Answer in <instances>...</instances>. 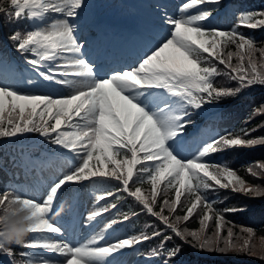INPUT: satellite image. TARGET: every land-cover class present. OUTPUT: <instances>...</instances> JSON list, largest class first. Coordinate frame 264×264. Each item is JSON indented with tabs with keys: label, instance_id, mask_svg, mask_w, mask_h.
<instances>
[{
	"label": "snow or ice",
	"instance_id": "1",
	"mask_svg": "<svg viewBox=\"0 0 264 264\" xmlns=\"http://www.w3.org/2000/svg\"><path fill=\"white\" fill-rule=\"evenodd\" d=\"M216 3L219 0H185L179 7L178 17L163 20L167 35L136 66L103 77L83 58L82 46L70 20L78 15L82 0H9L8 8L0 7V13H6L13 20L24 19L35 25L10 37L17 51L30 56L26 62L44 80L72 89L70 95L54 98L0 86V137L37 132L72 153L78 161L48 187L40 200L15 191L0 192V250L11 256L12 250L6 245L15 243L61 257L57 261L41 258L39 264H107L106 258L112 254L141 239H149L133 237L101 245L104 239L101 236L73 246L54 238V234L62 232L52 219L58 214L54 201L62 187L104 177L118 181L123 191L134 197L143 209L192 246L256 255L251 244L253 230L242 229L247 236H238L229 228L224 236L221 223L224 216L220 213L214 214L215 233L207 235L204 222L212 218L209 212L213 209L200 190L218 186L246 195H264V188L248 185L228 166L208 163L202 158L231 147L264 144V137L246 138L250 137L249 131L243 135L227 134L206 143L196 157L188 160L178 158L168 143L187 123L186 106L200 108L205 102L239 91L213 85L212 77L218 74L214 62L229 68L234 74L232 78L241 86L264 85V47L258 48L253 39L236 28L230 31L205 28L200 22L211 16L210 11L188 14L190 9ZM237 27H264V11L242 13ZM229 45H234L235 51H225ZM233 57L237 60L236 66L232 64ZM165 93L173 99H166ZM256 113L264 114V106ZM256 168L259 171L249 168V173L257 177L264 175V164H257ZM138 177L140 184L151 185L150 199L141 187L134 190L130 187ZM161 185L175 189L174 199H164L163 203L157 200ZM185 189L195 199L190 201L185 215L176 216L175 222H171L164 215L165 208L174 213ZM108 196L113 193L106 192L99 199ZM157 204L160 211L155 210ZM200 204L208 210L201 219V229H179L177 224L187 221ZM104 211L107 208L99 209L92 216ZM27 234L42 235L26 240ZM176 254V249L170 250L169 259Z\"/></svg>",
	"mask_w": 264,
	"mask_h": 264
},
{
	"label": "trees",
	"instance_id": "2",
	"mask_svg": "<svg viewBox=\"0 0 264 264\" xmlns=\"http://www.w3.org/2000/svg\"><path fill=\"white\" fill-rule=\"evenodd\" d=\"M230 1L234 4L227 10L228 15L226 17L218 16L225 11L224 5H222L225 0H222L217 4L216 7L218 8L211 11L210 19H216L217 17V23H224L231 15L236 14L240 17L245 12L264 11V0ZM8 2L9 0H0V7L8 8ZM237 22L238 20H232L231 25L222 31H230L236 28L238 32L253 39L258 48L264 47V27L256 29L237 27ZM28 28L27 20H13L6 13H0V57L2 59H9L8 50L4 47V40L12 48H15L16 44L10 39L11 35L17 31L25 32ZM210 29L218 28L211 27ZM227 50L235 51V46L229 45L225 51ZM258 55L259 53H257ZM214 63L218 69V74L212 77L213 85L217 88H232L239 89V91L233 95L221 97L219 100H213L210 103L207 102V109L204 112L194 109V113L192 112L194 118L190 119V121L198 120V116L200 115L208 116L202 118V125L210 129L217 127L221 131L218 138L227 134L243 135L244 131L250 132V137L246 138L264 137V114L256 113L258 108L264 106V85L254 84L241 86L238 80L232 78L234 74L231 73L229 68H226L218 62ZM232 64L233 66L237 64L235 57H233ZM18 138L21 142H29L33 139L32 145L17 146L14 142ZM56 151L59 152L60 157L58 158L55 155L50 158L49 154L56 153ZM65 154H67V150L51 143L50 139L42 137L37 132H26L18 134L15 137H0V192L15 191L19 195L23 193L20 181L24 175V168L21 164H34L41 160L37 166L35 164L30 165L26 171L31 176V174H35L38 170H42L45 171V177L54 178L52 173L57 171L56 169L67 166V162L63 160L67 158ZM210 154L212 157H215L216 162L213 163L204 158L202 160L212 164L226 165L234 170L248 185L264 188V175L257 177L251 175L248 171L249 168H252L253 171H259L256 165L264 164V144L231 147ZM30 159H32V162ZM139 185H141L144 194L150 197L151 185L149 183L146 186L144 184ZM101 189L102 187H91L90 192L92 194L94 190ZM103 190L104 192L101 196L106 192L113 193V196H108L104 200L99 199L97 211L107 208V212L110 213L100 218L96 217L94 223L99 225L102 223L103 226H110L112 221L119 223L128 214L138 212L136 216L125 220L119 233L125 231L126 234H122L128 236L127 238L130 239L133 237L148 236L151 232H158L159 235L151 238L152 242L150 245L153 247L149 251H159L160 246H171L172 250L176 249V256L168 260L167 264H264V239H262L264 237V195H246L241 192H233L230 188L222 189L218 186L213 190H201L205 198L212 195V193L217 195V198L212 200L206 198L212 204L213 209V211L209 212V216L212 218L204 222L207 235L212 236L215 233L216 222L214 214L220 213L224 216V220L221 222L222 234L224 236H227V230L229 228H232L238 236L241 234L247 236L246 233H242V229L250 228L253 230L254 234L251 238V244L254 245V250L256 251V255L253 256L246 252H219L194 247L192 243L181 239L175 233L164 230L166 224L158 217L149 214L143 209L117 183H105ZM168 190L169 188L161 185L160 193L157 197L162 196ZM182 192L181 203L177 206L174 213H169L168 209L165 208L164 215L168 216L171 222H175L176 216L185 215L187 207L190 206V201L195 199L188 192ZM174 197L175 189L171 188L165 197L162 199L157 198V200L163 203L164 199L172 200ZM111 205H116V207L113 208ZM154 207L156 211H160L159 204ZM226 209H231L232 211H225ZM205 211L208 210L204 208L203 204L198 205L194 209L192 216L187 221L181 220L177 224V227L182 231L185 229L189 231L200 230L202 227L201 219ZM134 231L135 236H131V233ZM167 237H170V239H166ZM160 242L162 245H158ZM0 252L5 251L0 250Z\"/></svg>",
	"mask_w": 264,
	"mask_h": 264
},
{
	"label": "rangeland",
	"instance_id": "3",
	"mask_svg": "<svg viewBox=\"0 0 264 264\" xmlns=\"http://www.w3.org/2000/svg\"><path fill=\"white\" fill-rule=\"evenodd\" d=\"M104 1L106 3L101 7V9L93 8V4L95 2L93 0L89 1L88 7H87L88 12H86V14H88L91 11L92 12L97 11L98 14L101 17H104L99 12L100 11H108L109 14H112L113 16H116L118 14L119 15H123V12L128 10L127 6H125L122 3L123 2L122 0H104ZM83 2H84V0H82V3ZM170 2H173V7H175L176 3L179 2V0H171ZM114 3H117V5L112 6ZM105 7H108V9L105 10ZM79 10L80 9H77V12H79ZM197 12H198L197 8L190 9L189 12H188V14H193L194 15ZM179 15H177L175 17H178ZM94 17L96 18V16H94ZM164 17H165V13L161 9H158L157 12H156V17L155 18L156 19H164ZM78 19H79V17L70 18L71 23L73 24V27H74V33L76 32V34H75L76 38H77V35L79 34V30L80 29H84L85 28L86 33H88V31L90 30L89 27H86L87 26L86 23L85 24L80 23V22H78ZM125 19H126V17H124L123 20H125ZM88 22H91V20H89ZM115 22L116 21H111V25L113 27H114V23ZM160 23H163V22H160ZM165 27L167 28V26H165ZM75 29H76V31H75ZM128 29L130 31H132V26H131V24L129 22H128ZM87 36H88V34H87ZM77 40H78V38H77ZM87 41H89V40H87ZM87 41H83L82 42V41L78 40V43L82 46V50L86 47V42ZM24 67L25 68H28L31 71H32V68H33L28 63H25V66ZM69 79H71V77H69ZM9 83H10L9 80H2V79H0V86L12 87V86L9 85ZM57 85H59V84H56V86ZM14 86L16 88H19V83L17 85H14ZM70 91H66L64 93H68ZM30 160L32 162V159H30ZM53 182H54V180H51L50 182H46V183L43 184L42 190H41L42 195H45L48 187ZM64 190H65V186L58 192L57 197H56V199L54 201V206H57V204H58V206H60L58 202L61 200V197H59V196H60V194ZM42 195L39 194L38 200L42 199ZM37 196L38 195L33 196L32 194L24 193V197L36 198ZM93 198H94V195L92 197V200H93ZM86 210H87V208L84 205H82L80 211H78V212L77 211L72 212L71 213L72 216L67 219V222L69 224L67 226H64L63 224H61V218H60V221L58 219H56L55 222H56L57 226L62 229V232L60 234H54V238L63 242L62 237L64 236V230H66V229H72V226L71 225L73 224V222L77 221V219L82 220V216L86 212ZM62 211H68L69 212L68 209H62ZM62 211L59 210L58 211V214L59 213H62ZM105 212L106 211L102 212V214L105 213ZM83 234L87 236V241L90 240V239H92V238H99V237L102 236L104 239L102 241H100L101 245L115 243L119 239V237L120 238L123 237L122 234H120L119 236L118 235H115L114 233H113V235L105 234V232H104L103 229H98V227L96 225H92V224H88V223H83L82 224V227L80 228V232H79L78 237H81V235H83ZM83 243H86V242H79V243H77V241H75V240L68 241V244L73 245V246H78V245L83 244ZM18 245H20V244H18ZM6 246L7 247H10V245H6ZM11 250H13V249L11 248ZM21 252L27 254L26 256H27V259H28V264H29L30 261L32 262V264H39V261L41 260V258L47 259L49 261H57V260L61 259V257L55 256V255L51 254L50 252H47V251L42 250V249H28V248H23L21 250ZM154 255H155V253H152V254H150V255H148L146 257L138 258V257H135L133 255L131 249L124 248V249H121L119 252L112 254L110 257H107L106 259H107V264H151L150 258H152ZM6 256L9 259H11L12 261H14L15 263H25V258L23 256H21L19 252H14L13 251V253H12L11 256H9L8 254H6Z\"/></svg>",
	"mask_w": 264,
	"mask_h": 264
}]
</instances>
